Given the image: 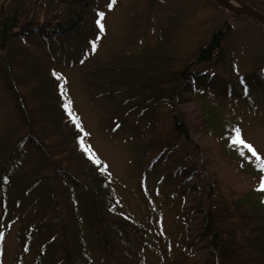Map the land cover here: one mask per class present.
<instances>
[{"label":"rangeland","instance_id":"374dc122","mask_svg":"<svg viewBox=\"0 0 264 264\" xmlns=\"http://www.w3.org/2000/svg\"><path fill=\"white\" fill-rule=\"evenodd\" d=\"M19 2L0 0V6L12 9ZM22 2L21 23L34 31L9 43L15 52L8 47L0 51V131L4 137L9 128L18 132L20 115L28 121L26 140L17 148L19 167L4 173L0 182V264H36L38 252V264L51 257L56 260L50 264H71L72 247L79 251V264H104L98 246L90 244L93 238H87L84 225L78 226L91 196L102 198L105 211L119 221H131L132 227L146 231L144 264H166L159 254H168V244L175 246L181 222L177 212L201 196L199 191L205 200L224 193L250 196L257 190L264 176V27L230 16L210 0H116L111 8V0H91L83 16L85 28L66 38H50L35 32L39 26L49 30L65 22L78 5ZM246 3L264 14V0ZM99 13L104 14L103 32L97 25ZM225 22L232 28L223 42L225 61L194 65L198 50ZM16 62L24 81L36 84L30 93L33 111L20 99L16 108L10 97L8 85L17 82ZM181 72L189 75L185 81L191 89L183 88L184 79L176 76ZM175 121L187 125L188 140L173 130ZM237 130L243 143H233ZM52 133L62 136L65 148L76 152L79 161V154L88 153L89 164L82 163L80 171L94 186L88 189L69 175L59 176L61 205L78 231L70 241L60 233L42 243L36 229L22 233L20 228L48 198L33 202L25 214L19 215L18 208L23 194L30 202L29 194L39 195L37 188L51 181L19 189L16 173L21 166L30 169L28 177L46 167L58 173L60 163L50 160L44 166L36 158L35 145L28 144L31 137L42 140L39 136ZM43 141L47 151L49 143ZM182 174L187 175L184 182ZM190 184L196 187L186 192ZM51 222L58 231L61 220ZM105 231L113 242L132 246L126 234L114 232L116 228ZM199 245L194 255L203 258L207 251Z\"/></svg>","mask_w":264,"mask_h":264},{"label":"trees","instance_id":"16d2710c","mask_svg":"<svg viewBox=\"0 0 264 264\" xmlns=\"http://www.w3.org/2000/svg\"><path fill=\"white\" fill-rule=\"evenodd\" d=\"M19 7L5 10L4 4L0 6V51L4 47L11 48L15 52L16 48L9 45L13 39L25 37L27 31L32 33V27L25 28V23L19 17L21 9L24 7L22 0H19ZM49 1H62L71 2L73 5H78V9L73 10L71 16L63 23H59L55 26H51L48 30L44 29L43 26H39L37 33L39 36H49L50 38H66L72 33H76L79 28H85L87 23L83 22L84 15L87 12V8L91 0H49ZM246 3V0H241ZM58 4V3H57ZM250 7L254 8L249 3H246ZM231 13V12H230ZM233 17H244L231 13ZM247 18V17H246ZM250 19V18H249ZM252 20V19H251ZM254 21V20H252ZM256 24L262 26L258 22ZM93 27V25H90ZM264 27V26H262ZM95 28L93 27V30ZM232 31L231 25L225 22L219 29L215 30L208 41V43L202 46L197 56L193 61L194 65H209L215 66L225 61V48L223 42L225 38ZM49 35H47V34ZM9 54L6 55L8 57ZM14 60H18L16 56H13ZM9 60V59H7ZM14 70L17 74V82L9 84L8 91L10 97L13 99L15 105L18 108L19 101L28 105L32 110L35 106L34 96L30 95L32 88L36 86L32 82H25L24 75L20 72L19 62L13 63ZM7 75V74H5ZM3 76L4 79H8L10 76ZM187 72H181L176 76L180 79H184L183 88L191 89V83H187ZM189 76V75H188ZM15 87H18L21 91H15ZM174 96L176 92H173ZM170 98V104H173L174 96ZM20 99V100H19ZM19 109V108H18ZM33 111V110H32ZM18 113H21L18 111ZM21 127L17 131L9 128V132L6 137L3 135V130L0 131V182L3 178L4 173H9L19 167L20 161L18 160V146L26 140L25 137L28 135V125L26 122L25 115L19 117ZM29 124V123H28ZM173 130L179 135L178 137L188 140L187 125L182 121H175ZM30 133V132H29ZM42 140L49 143V149L45 151L42 144L35 137H31L28 140V144H33L34 150L36 151V158L46 163L51 162L53 164H59L58 173L56 171L49 172L46 169L37 171L35 177L27 176L29 170L23 168L16 173L20 172V178L16 180V185L19 189L29 188L36 182L49 178L50 183L44 184L38 187V191L41 192L39 195L29 194V201H26L24 194L21 197V202L18 208L20 211L19 215L27 213L31 204L37 200L47 199L44 204L38 203L35 208L30 212V218L28 222H24L20 230L23 232L28 231L29 228L36 229L38 232V241L46 243L49 241L54 234L60 235L65 234V237L70 241L74 235L77 234L76 226L70 223L68 217L65 215V207H62L61 202V185L60 177H67L68 175L73 178V181L78 182L85 188L92 189L94 181H89L85 178L83 173L80 171L84 164L87 162L88 153L84 152L80 155L81 161L75 158V153L66 149L62 142V136L52 133L50 135L39 136ZM43 141V143H45ZM52 144V145H51ZM60 149H62L60 151ZM52 151V152H51ZM53 151H57L54 153ZM86 151V150H85ZM52 154H51V153ZM49 158V161L45 157ZM18 160V161H17ZM92 162L93 159L90 158ZM17 162V163H16ZM84 163V164H82ZM27 164V163H26ZM71 173H70V172ZM56 172V173H55ZM60 176V177H59ZM186 174H182L180 181L186 180ZM53 180V181H52ZM213 182L215 180L213 179ZM217 184V183H216ZM73 186L76 187L75 183ZM195 188V185L185 186V191ZM42 189V190H40ZM206 188L203 186L202 190ZM258 189V188H257ZM253 194L243 196H229L228 194L222 195L218 198H211L209 195L207 198L202 199V193L199 191L201 196H196L195 200L191 202V205L182 206L177 212V217L181 220L178 224V238L172 248L171 244H168V254L161 255L163 263L166 264H264V201L262 196L264 192L254 190ZM253 195V197H252ZM98 196V195H97ZM40 197V198H39ZM51 197V198H50ZM184 203V201H183ZM104 202L102 198L97 199L91 196L89 203L82 208V214H80V224L76 221L75 223L84 225V231L87 238L92 237L91 246H98L97 250L103 258L104 264H144V252L148 250V244L143 240V232L134 227L131 221L121 220L115 218V214L108 213L105 211ZM43 205V207H42ZM184 205V204H183ZM42 207V208H41ZM101 212V214L98 213ZM98 213V214H97ZM102 215V216H101ZM58 218L61 220V227L58 231H53L51 220ZM195 221V223H192ZM116 228V233L126 234L132 241L131 247L124 246L121 242L116 243L108 239L105 234L106 231ZM98 233V235L96 234ZM118 235V234H117ZM100 236V237H99ZM23 237V236H22ZM91 239V238H90ZM121 244V245H120ZM200 244L198 249H204L207 251V255L203 258L195 257L194 253L195 246ZM151 250V247H150ZM68 251V250H67ZM69 256H74V260L71 264H79V251L74 247L69 249ZM158 253V252H156ZM40 252L34 254V263L38 264L41 262ZM54 257L48 258L44 264H50L55 261ZM104 260H107L106 262ZM83 262L80 259V263Z\"/></svg>","mask_w":264,"mask_h":264},{"label":"water","instance_id":"95a60500","mask_svg":"<svg viewBox=\"0 0 264 264\" xmlns=\"http://www.w3.org/2000/svg\"><path fill=\"white\" fill-rule=\"evenodd\" d=\"M210 1L228 12L250 18L264 26V14L253 9L241 0H233L234 4H229L224 0Z\"/></svg>","mask_w":264,"mask_h":264},{"label":"snow or ice","instance_id":"6c2138e0","mask_svg":"<svg viewBox=\"0 0 264 264\" xmlns=\"http://www.w3.org/2000/svg\"><path fill=\"white\" fill-rule=\"evenodd\" d=\"M116 3V0H111V3L109 4V7L111 8L112 4H115ZM104 19V14L103 13H99L98 14V19H97V25L99 26L100 28V31L103 32L104 31V25L102 23V20ZM92 50L95 51L96 50V46H95V43H93V46H92ZM65 107H67V105H65ZM233 143H243L242 140H240V133H239V130H237V133H236V137L233 139ZM246 148H248V150L250 152H252V155L253 156H256V152L254 151V149L252 148L251 145H247L245 144L244 145ZM257 159H259V157L257 156ZM262 171H264V165H262ZM258 191H261V192H264V176H262L261 178V182H260V185L257 189ZM2 235V234H0Z\"/></svg>","mask_w":264,"mask_h":264},{"label":"bare ground","instance_id":"6f19581e","mask_svg":"<svg viewBox=\"0 0 264 264\" xmlns=\"http://www.w3.org/2000/svg\"><path fill=\"white\" fill-rule=\"evenodd\" d=\"M224 1H226L229 4H234V1L233 0H224Z\"/></svg>","mask_w":264,"mask_h":264}]
</instances>
